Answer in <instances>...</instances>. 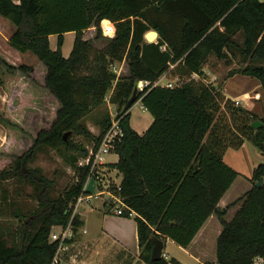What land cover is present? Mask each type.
<instances>
[{"label":"trees","instance_id":"obj_1","mask_svg":"<svg viewBox=\"0 0 264 264\" xmlns=\"http://www.w3.org/2000/svg\"><path fill=\"white\" fill-rule=\"evenodd\" d=\"M0 16L14 28L9 46L21 57L36 60L18 64L0 51V67L11 74L0 79V85L19 83L18 89L33 93L38 87L57 105L50 127L37 132L34 117L27 126L5 117L6 109L0 110V124L8 135L13 132L9 128L24 134L21 152H6L9 146L0 149L11 154L0 157V218L15 208L13 216L19 222L13 235L0 226V264H52L58 247L49 240L52 228L64 229L71 222L74 233L78 232L82 222L78 214L73 216V206L90 173V166L78 164L87 158V146L98 144L112 123L107 121L94 136L81 120L104 105L112 87L110 102L123 116L124 136L115 149L118 162L109 165L122 175L120 191L116 187L111 191L126 206V217L130 211L135 213L139 259L144 264H182L165 257L152 261V238L163 243L170 239L187 249L216 215L223 226L216 243L218 264H264V162L253 171L252 189L225 210L218 208L239 176L225 163V153L248 141L264 157V117L235 106L217 88L194 78L202 75L211 56L230 61L235 50L264 62L261 0H0ZM104 20L115 25V36L107 39L103 50H96L91 40H84V33L95 27L94 40L104 39L100 26ZM106 27L113 31L109 23ZM149 31L159 33L156 43H145ZM66 33H75L68 58L62 54ZM239 35L244 37L242 44L236 40ZM50 36H57L56 50L50 47ZM123 61L129 75L118 79L110 68ZM166 73L178 81L175 88L155 85ZM242 73L257 77L264 89V67H246ZM140 82L148 84L138 90L137 101L153 118L143 135L129 125L130 110L123 111ZM25 96L15 108L22 118L28 113L25 107L35 101ZM256 121L263 123L261 128L251 127ZM74 134L84 136L87 146L77 145ZM45 149L56 151L75 171V183L58 196H54V181L28 167L34 154ZM9 181L34 189L42 213L30 224L24 222L29 210L16 208L10 200L4 186ZM241 201L227 223V210Z\"/></svg>","mask_w":264,"mask_h":264},{"label":"rangeland","instance_id":"obj_2","mask_svg":"<svg viewBox=\"0 0 264 264\" xmlns=\"http://www.w3.org/2000/svg\"><path fill=\"white\" fill-rule=\"evenodd\" d=\"M101 31L103 33L102 29ZM95 35H96V29L93 28V33H90V30L89 31L87 30L84 33V40L91 39L95 37ZM243 39H244L243 35H239V37L236 40L237 42L242 44ZM74 41H75V34L68 33L65 37V43L62 47V54L64 57H68L72 52ZM49 43L51 49L56 50L57 38H52L51 42L49 41ZM234 52L236 56L230 57L231 58L230 61L219 60L215 56H211L206 65L207 66L206 68L208 69V73L203 72L201 76H196L194 78L195 80H201L205 82V84H210L214 86L219 91H221V93H223L225 88L227 89V92L233 96H239L245 92L252 93V95H254V100L252 101H254L255 103V112H256L255 115L258 116L259 118H263L264 89L262 87V83L255 76L243 74L242 70L246 67H248L249 69H254L255 67H264V62H257L251 59H247L237 50H235ZM5 54L9 59L13 61L19 60L16 61L18 64L19 63L33 64L36 62V60L30 55L21 57V55L17 53L18 57L16 56L14 57V55L12 56L10 54L8 55L7 53ZM93 54L94 53H92V55ZM110 69L112 71L114 70L112 67ZM124 74L125 71H123L121 75ZM6 75L10 76L11 74L7 71V69L5 70L0 67V79L6 78ZM235 75H237L235 78L228 80L229 78ZM13 76L15 75L13 74ZM214 77L216 78L215 80ZM172 82L175 86L179 84L177 80ZM163 83H165V81ZM0 87L2 88V92L7 97L5 99L6 100L5 105L0 108V110L6 109V113H4L5 117L9 116L13 120H18L22 124L27 123V126H29L28 124L33 121V117H34L36 123L34 129L36 132L39 131L40 128L50 127L51 123L55 119V111H56L55 108L57 105L55 101L50 99L49 94L47 93L45 94V92H43V90H41L38 87H36L35 93H33L32 91L28 92L26 88L18 89L19 87H21L19 83L10 84L5 87L2 86L1 84ZM15 87L18 89V91H15ZM144 87L145 85H142V83L140 82L139 90L143 89ZM112 94H113V87L111 88L110 91H108L104 105L99 108H93L91 112H89L81 120V123L94 136H98L101 133L107 121L112 120L113 117L116 115L118 116L121 115V113L118 110V107L112 105L110 102ZM24 95H27L24 97L26 100L30 99L31 97L35 101L33 104L27 105L25 107L28 113L25 114L26 116L22 118L20 117V115H17L18 111L15 110V108L18 107L20 104H22L20 98ZM32 95L34 97H32ZM12 96H15L13 97L14 98L13 100L11 98ZM231 101L234 102L235 104V101L233 100ZM243 102L244 101H242V103L238 107L245 108L246 104H244ZM11 105L12 107L10 108ZM224 107H225L224 103H222V108ZM129 112L131 114L129 125L139 134L143 135L153 121L151 114H149L138 102L132 106ZM1 126L4 128L6 132V139L4 142H1L0 149L2 151H6L7 150L6 146H9L10 151L7 150L6 152H10V153L21 152L22 151L21 149L24 147V144L22 142L24 134H21L16 128H9L13 132H11L8 135L7 129L3 125ZM27 126L26 128L30 130V128H28ZM72 140L79 146L82 147L87 146L84 136L82 135L74 134L72 136ZM5 154L7 153H0V157H4V156L8 157L11 155V154L9 155H5ZM116 159L117 156H110V157L108 156L106 158L107 162L115 161ZM224 161L235 171L240 172L243 175L240 178V180L236 183L233 189L235 190L236 188H239V186L241 185V182L243 180L242 178L244 176H251L253 169L264 162V157L262 153L251 142L246 141L238 150H234V149L227 150V152L224 155ZM28 167L32 170H38L42 174V176L45 177L48 181H54V186H55L54 196H58L67 187L75 183V171L72 168H70L61 159V157L57 154L56 151L50 149L38 151L36 154H34L33 160L29 161ZM103 179L107 182V185L109 186L113 185L115 182L117 183V181L119 180L118 176L111 172H106V175ZM104 184L106 183L104 182ZM4 186L6 190H8V194L11 202L16 203L15 206L16 208L26 207V209L29 210V215L24 220V222L30 224L33 220H35L37 217L41 215L42 208L39 207L37 199L34 197V189L30 184H21L18 181H9V182H5ZM103 198L104 197L93 198L90 202L100 203L102 202ZM88 205H89L88 203H84L81 205V208H85ZM15 210L16 209L14 208V210H9L5 212V215L2 218H0V226L2 231L5 232V234L10 233L13 235L15 230L19 226V222L13 216ZM233 212L234 211L231 210L230 215H228L226 218L227 220L232 219L233 215L231 214H233ZM219 227L220 230L223 229L222 228L223 226H209V228L213 230L212 232H214V235L212 234L210 237H208V241H204V240L199 241L195 246V250L193 251L195 253H198L200 250L202 254H204V256H206L208 259H210V257L213 258V255L216 254V243L218 239L217 234L219 232ZM53 232H55V227L52 228L51 233ZM49 240L51 242V238H49ZM101 249H102V253L101 256L99 257V260L103 261L101 262L103 264H115V262H118L122 258L120 250L117 248L116 245H114L112 239L105 238L101 245ZM165 249L169 259H171L174 256L176 258L179 257L183 261H187V259L190 258V255L187 253V251H184L183 248L173 243H167ZM193 251L191 249V252Z\"/></svg>","mask_w":264,"mask_h":264},{"label":"crops","instance_id":"obj_3","mask_svg":"<svg viewBox=\"0 0 264 264\" xmlns=\"http://www.w3.org/2000/svg\"><path fill=\"white\" fill-rule=\"evenodd\" d=\"M261 1L264 3V0ZM106 23H109L110 26H112L113 31L110 27L109 28L106 27ZM100 26L101 29L103 30L102 35L104 39L94 40V37L91 39H86L92 41V45L96 50H103L108 44L107 39L114 38L116 32L115 25L108 20L102 21ZM93 28L95 29V27L89 29L90 33H93ZM13 31L14 28L12 24L8 20L0 16V50L3 51L4 53H7L8 55L10 54L12 56L14 55V57L15 56L18 57L17 52L13 50L8 44L9 38ZM67 34L68 33L64 34V43ZM70 34H75V33H70ZM52 38H57V36H50L49 37L50 42ZM145 43L151 44L148 43L146 40ZM164 49L165 48H163L162 51H164ZM206 67L207 66L204 67L203 72L208 73V69ZM112 68L114 69L113 72L114 74H116L118 79L125 78L129 75L128 64L125 61L120 63H115L114 65H112ZM123 71H125V74L121 75ZM236 76L237 75L229 78L228 80L233 79ZM170 79L171 78L166 73L155 83V85L158 84V86L164 87V85L168 81H175ZM215 79L216 78L214 77V80ZM164 81L165 83H163ZM142 85H147V83L142 82ZM222 94L226 97V99L229 100L240 101L241 103L242 101H244L243 103L246 104L245 109L256 114L255 103L254 101H252L254 100V95H252V93L245 92L242 95L233 96L229 94L227 92V89L225 88ZM6 98H7L6 95L2 92V88L0 87V108L5 105ZM138 103L141 104V106L143 107L141 101H138ZM5 139H6V132L4 128L0 125V144L1 142H4ZM110 156H117V159L115 161H108V164L109 165L116 164L119 160L118 155L112 154ZM109 169L111 170V173H114L118 176L119 180L117 181V184H119L122 180V175L116 169H112L110 167ZM253 171H252V175H253ZM238 173H239L238 178L235 180V182L232 184L230 189L227 191V193L224 195V197L220 200L218 204V208L220 210H225L228 206L234 204L239 199L243 198L253 187V184L250 181L252 175L244 176L242 178L243 184L241 182L239 188L233 190L236 183L243 176L240 172ZM242 204L243 201L237 203L236 205H234L233 207L227 210V213L224 216V220L227 223L232 221V219L234 218L235 214L237 213V211L239 210ZM231 210L234 211L233 214H231L233 215L232 219L227 220L226 218L228 215H230ZM77 214L80 218V221L82 222V225L79 228L78 232L76 233V236L72 240L68 241L65 250L60 254L59 264H103L101 263L103 261H100L99 257L101 256L102 253L101 245L105 238L112 239L114 245H116L121 252L122 258L118 262H115V264H144L139 259L140 251H139L138 227L135 221V216L129 218L126 216L116 215L114 211L111 210V208L109 207L105 198H103L102 202L100 203L90 202L87 207L79 208ZM209 226H222V225L219 218L216 215H212L208 219V221L204 224L200 232L197 234L192 244L187 249H184V251H187V253L190 255V258H188L187 261H183L179 257L176 258L173 256L172 258L178 260L182 264H218L216 254L213 255V258L210 257V259H208L206 256H204V254H202L200 250L198 253H195L193 251L195 250V246L199 241L201 240L208 241V237H210L212 234L214 235V232H212L213 230H211ZM59 231H60V227H55V232H59ZM221 232L222 230H220L219 227L217 238L220 236ZM167 243L175 244L170 239H167L165 241L164 255L166 256L167 254L165 248ZM191 249L193 252H191Z\"/></svg>","mask_w":264,"mask_h":264},{"label":"built area","instance_id":"obj_4","mask_svg":"<svg viewBox=\"0 0 264 264\" xmlns=\"http://www.w3.org/2000/svg\"><path fill=\"white\" fill-rule=\"evenodd\" d=\"M164 86L170 89L175 88V85L173 84L172 81H168ZM240 104H241L240 101H235L236 106H240ZM122 118L123 117L121 115L114 116L110 127L106 130L101 141L98 144L93 143L87 146L88 156L86 159H82L78 165L80 167L90 166V173L86 181V184L82 190V193L80 194V196L77 198L76 202L74 203L73 216L77 214L82 204L84 203L89 204V202L93 198H99V197L105 198L109 207L111 208V210L114 211L116 215L125 216L126 206L124 205L123 201L118 196L114 195L111 191V188L113 187L118 188V190L120 191V183L117 184L115 182L113 185L109 186L107 185V182L103 179L106 175V172H111V170L108 167L109 164L106 158L112 154H115L116 146L118 142L124 136V132L121 127ZM91 179H94L95 181V194L94 195L86 193L88 183ZM104 182L106 184H104ZM134 216H135V213L133 211H130L128 217L131 218ZM72 228L73 226L70 222L69 225L66 226V228L62 229L60 227L59 232L51 233L50 235L51 242L58 243L57 252L52 260V264L60 263V259H59L60 254L65 250L66 245L68 244V241L72 240L76 236V233H74ZM164 257L167 258L166 255H164Z\"/></svg>","mask_w":264,"mask_h":264},{"label":"water","instance_id":"obj_5","mask_svg":"<svg viewBox=\"0 0 264 264\" xmlns=\"http://www.w3.org/2000/svg\"><path fill=\"white\" fill-rule=\"evenodd\" d=\"M159 38V33L157 31H149L145 35V40L148 43H155ZM138 90H139V83L136 84L133 93L131 97L129 98L128 102L125 104L123 111L130 110L134 104H136L138 101ZM263 123L261 121H256L252 123L251 127L253 129H259L261 128ZM69 136V133L65 135V138ZM263 180L261 179L256 183V187L260 188L262 186ZM87 194L94 195L95 194V181L94 179H91L88 183L87 189H86ZM152 241L154 243L153 249H152V255L151 259L152 261H158L162 258H164V243L159 240L156 237L152 238Z\"/></svg>","mask_w":264,"mask_h":264}]
</instances>
